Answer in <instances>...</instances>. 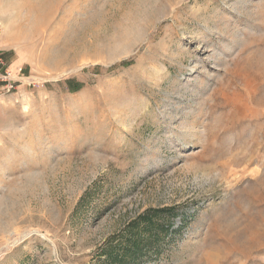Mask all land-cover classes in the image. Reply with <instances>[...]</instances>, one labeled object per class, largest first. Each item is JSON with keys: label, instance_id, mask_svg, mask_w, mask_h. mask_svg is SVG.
<instances>
[{"label": "rangeland", "instance_id": "374dc122", "mask_svg": "<svg viewBox=\"0 0 264 264\" xmlns=\"http://www.w3.org/2000/svg\"><path fill=\"white\" fill-rule=\"evenodd\" d=\"M0 56V264H264V0H0Z\"/></svg>", "mask_w": 264, "mask_h": 264}, {"label": "trees", "instance_id": "16d2710c", "mask_svg": "<svg viewBox=\"0 0 264 264\" xmlns=\"http://www.w3.org/2000/svg\"><path fill=\"white\" fill-rule=\"evenodd\" d=\"M173 215H174V209L167 207V208H162V209H152V210L148 211L147 213L142 214L139 217V221L142 223H146L149 230H150V228L148 225H151V226L153 225V223H154L153 218H156L160 222L156 224V228L153 230L156 232H153L150 230L151 233L149 234V236L147 238V240L149 242H144V240L142 242L137 241L134 239V236H128L127 244H129V246L132 247L133 258H137L138 256L143 254L148 249H151L154 246L153 242L157 243L159 241V239L167 237L169 234L171 235L174 228L171 227L172 221H170L169 217H172ZM165 217H168L166 222L163 221V219H165ZM134 227L138 228L139 223H137L136 226H134ZM131 235H133V234H131ZM155 250L158 251L159 248L155 247ZM126 251L127 250H125V252ZM115 255H116L115 256L116 259L123 260L125 258L123 253L122 254H115Z\"/></svg>", "mask_w": 264, "mask_h": 264}, {"label": "built area", "instance_id": "2783aa9c", "mask_svg": "<svg viewBox=\"0 0 264 264\" xmlns=\"http://www.w3.org/2000/svg\"><path fill=\"white\" fill-rule=\"evenodd\" d=\"M21 79H23V72L21 67L10 69L0 56V90L11 92L17 88Z\"/></svg>", "mask_w": 264, "mask_h": 264}, {"label": "bare ground", "instance_id": "6f19581e", "mask_svg": "<svg viewBox=\"0 0 264 264\" xmlns=\"http://www.w3.org/2000/svg\"><path fill=\"white\" fill-rule=\"evenodd\" d=\"M8 237V236H7Z\"/></svg>", "mask_w": 264, "mask_h": 264}]
</instances>
